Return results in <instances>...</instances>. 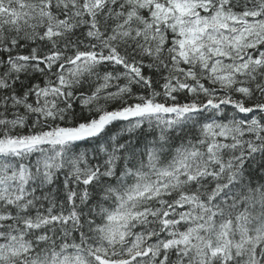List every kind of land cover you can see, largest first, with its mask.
I'll return each mask as SVG.
<instances>
[{"label":"snow or ice","instance_id":"6c2138e0","mask_svg":"<svg viewBox=\"0 0 264 264\" xmlns=\"http://www.w3.org/2000/svg\"><path fill=\"white\" fill-rule=\"evenodd\" d=\"M0 264H264V0H0Z\"/></svg>","mask_w":264,"mask_h":264}]
</instances>
